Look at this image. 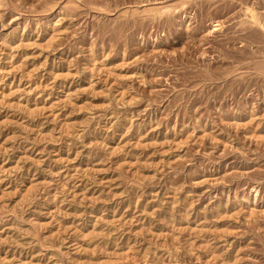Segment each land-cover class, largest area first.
Segmentation results:
<instances>
[{
  "label": "rangeland",
  "instance_id": "obj_1",
  "mask_svg": "<svg viewBox=\"0 0 264 264\" xmlns=\"http://www.w3.org/2000/svg\"><path fill=\"white\" fill-rule=\"evenodd\" d=\"M247 9L264 21V0H0V264H264Z\"/></svg>",
  "mask_w": 264,
  "mask_h": 264
},
{
  "label": "bare ground",
  "instance_id": "obj_2",
  "mask_svg": "<svg viewBox=\"0 0 264 264\" xmlns=\"http://www.w3.org/2000/svg\"><path fill=\"white\" fill-rule=\"evenodd\" d=\"M171 11L172 10L167 9V8L166 9H164V8L157 9V10L151 11L148 14V16H152L153 18H161L162 16L169 15L170 13L172 14ZM246 16L248 17L249 22L252 25L260 28L263 31V33H264V21H261L260 17L258 16V14L253 9H247L246 10ZM219 27H220V25H219ZM14 39H15L14 35H12L8 40L3 39L4 42L0 44V45H2L3 47L6 48L7 52H6L5 55H6V59L7 60H12L14 58V54H13L14 53L13 52L14 47L12 45V42L14 41ZM256 192H258V191L256 190Z\"/></svg>",
  "mask_w": 264,
  "mask_h": 264
}]
</instances>
